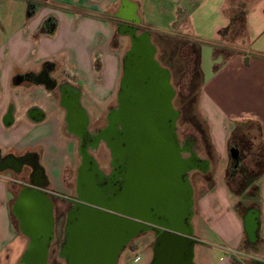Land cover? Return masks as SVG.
Masks as SVG:
<instances>
[{"label": "crops", "instance_id": "obj_1", "mask_svg": "<svg viewBox=\"0 0 264 264\" xmlns=\"http://www.w3.org/2000/svg\"><path fill=\"white\" fill-rule=\"evenodd\" d=\"M16 1L27 5L22 22L12 31H5V24L0 29V154L41 148L45 172L56 182L61 155L66 151L59 137L61 112L53 91L42 83L15 87L12 77L16 72H38L47 64L52 68L51 76L71 78L80 87L86 108L98 111L115 91L122 70L121 46L114 48L111 42L116 33H128L118 31L117 25L149 31L145 20L155 4L154 0ZM35 1L41 4L28 11V4ZM169 1L181 3L177 4L176 20L171 22L179 32L176 36L194 42L202 75L199 106L208 130L207 142L197 145L199 153L192 144L186 146L185 137L180 139L174 133L178 155L186 158L194 154L206 161V172L210 173L207 187L200 189L196 198L193 193L191 264H264V0ZM224 7L229 11L227 16L221 13L217 19L216 12ZM168 13L171 15V10ZM160 34L175 37L171 32ZM237 36L242 39L240 45L231 43ZM198 41L211 45L204 50L213 59L210 69H201ZM221 45L228 51L223 49L225 53L217 55ZM97 62L100 68L95 67ZM32 109L40 115L31 117ZM244 121L255 123L262 145V168L249 171L255 178L245 189L244 180L239 187L228 183L227 176L232 143H242L243 137L237 134ZM240 174L236 173V178ZM2 175L0 264H21L18 248L22 239L10 217ZM251 188L256 191L254 198L248 195ZM149 234L138 236L135 248L123 253L142 248L134 261L152 264L157 236Z\"/></svg>", "mask_w": 264, "mask_h": 264}, {"label": "flooded vegetation", "instance_id": "obj_2", "mask_svg": "<svg viewBox=\"0 0 264 264\" xmlns=\"http://www.w3.org/2000/svg\"><path fill=\"white\" fill-rule=\"evenodd\" d=\"M40 4L38 1L30 2L28 11L31 12ZM132 29L135 28L131 25L123 28L117 25V30L128 33V36ZM128 40L130 42V37ZM51 69L47 65L38 72H16L11 79L15 87L42 83L53 91L52 95L61 112L59 137L66 151L61 155L56 182L51 181L45 172L41 148L0 154V174L3 173L2 176L6 178L10 217L22 239L19 246L20 263L49 264L52 260L53 264H83L81 254L84 249L81 245L86 238L87 215L90 212L106 214L113 223L140 222L149 226L147 230L130 235L122 251L132 248L137 236L144 233L157 236L165 230L162 227L160 231L158 223L181 220L191 237L193 191L192 204H189L187 215H183L174 200L175 196L169 200L168 155H153L148 147L144 145L143 148L141 144L140 151H137L135 140L121 137L127 125L124 114L130 107L132 111L139 107L141 101L137 92H132L134 97L131 98V93H124L120 87L123 70L111 97L100 105L101 109L96 114H92L83 103L80 87L63 74L51 76ZM29 114L33 118L40 115L36 109H32ZM186 142V146H190L189 138H186ZM233 148L239 151L240 166L244 158L241 145L235 143ZM236 161L230 158L231 172L227 176L232 173L235 175ZM126 165L130 169L138 168L139 173L134 175L141 177L145 184L154 175L163 179L165 184L155 193V204L141 205L138 210L132 211L127 208L128 202L120 199L117 189L128 176L125 174ZM195 171L206 172V161L197 159ZM175 172L172 170L171 174L176 175ZM59 187L64 191H60ZM26 196H32L34 201H28ZM112 233L114 241L119 233L116 226ZM101 258L103 256L98 253L96 259Z\"/></svg>", "mask_w": 264, "mask_h": 264}, {"label": "water", "instance_id": "obj_3", "mask_svg": "<svg viewBox=\"0 0 264 264\" xmlns=\"http://www.w3.org/2000/svg\"><path fill=\"white\" fill-rule=\"evenodd\" d=\"M136 31L132 29L129 32V47L122 57L123 74L120 87L124 93H131V98L134 97L132 92H137L141 101L139 107H135L133 111L130 107L124 114L123 119L127 125L122 130L121 137L135 140L134 147H137V151H140L141 145L143 148L145 145L153 155H168L169 200L175 196L176 204L178 203L183 215H187L191 200L187 174L196 168L197 157L194 154L186 158L177 155L179 148L178 145L176 147L174 135L177 113L171 103L173 89L170 85V74L155 60L156 51L150 34L146 30L140 34H136ZM238 154L237 149L230 150L232 158L238 159ZM172 170L176 171V175L171 174ZM26 198L30 202L34 201L32 196ZM87 218L86 238L81 245L84 249L81 254L83 264H116V258L124 248L127 238L149 227L140 222L113 223L108 215L97 212H90ZM157 225L160 231L162 227L165 230L157 235L152 264H191L193 240L183 222L173 220ZM115 226L119 233L113 241L112 231ZM98 253L103 256L100 260L96 259ZM45 260L44 255V263Z\"/></svg>", "mask_w": 264, "mask_h": 264}, {"label": "rangeland", "instance_id": "obj_4", "mask_svg": "<svg viewBox=\"0 0 264 264\" xmlns=\"http://www.w3.org/2000/svg\"><path fill=\"white\" fill-rule=\"evenodd\" d=\"M153 2L155 4V7L147 15V20H145V22H148L146 23V26L149 28L150 34H152V44L156 47L157 50L155 54V60L161 67H165L170 74V85L173 89V97L171 103L173 110L178 115L175 122V130L180 139L183 137L189 138L191 141L190 144H192L195 151L199 153L197 145L199 141L205 143L207 142L208 130L206 121L201 113V109L199 106L202 75L197 66V60L194 51L195 48H193L194 45L192 44L194 42L191 41L193 40L192 38H189V41L178 38L176 36L177 34H179V32L177 31V27L171 26V22L176 20L177 12L179 11L178 6L181 5V3L178 2L177 6V4L175 5L169 0H154ZM181 2L185 3L186 0H182ZM169 9L172 12L171 15H169L168 13V11H170ZM22 10H27V5L23 7L22 3L16 0H0V29L2 27V24H5V31H12L16 29L19 26L20 22H22L23 20ZM220 11V13H218V11L216 12L217 19L221 18V13H223L225 16L227 14L226 12H229L225 7L222 8V10L220 9ZM143 31V27H141L140 29H137L136 34H140ZM149 31L147 32L149 33ZM168 32H171V34L175 35V37H171L170 35L168 36L166 34H160ZM124 35L125 36H123L122 34V36H120L119 33H116L111 42L114 48H118L119 46H121L122 55H124L125 51L129 47L128 38L130 36L126 34ZM199 38L201 39L203 37L200 36ZM230 38L231 37L229 36L226 37V39L228 40ZM241 40V37L237 36L236 39H233L231 41V43L240 45L239 42ZM227 43H229V41ZM197 44L202 48L201 69H210L213 65V59L211 53H207V55H205L204 50L209 49L211 45L202 43L201 41H198ZM222 46L223 45H221V47ZM221 47L219 48V50H217V55H223L225 53L221 51L223 49H225V51H228L226 48H224V46L222 48ZM95 67L100 68L101 63L97 62L95 64ZM91 113L96 114V112L93 110ZM238 127L240 130V134H237V136L243 137V141L242 143H240V145L244 158L242 161L241 172L238 171L241 173L240 176H237L236 178V174L232 175V177L229 176L230 174L228 175L231 185L234 183L235 185L240 183V180H244V182L248 181L249 184V182H251V180L255 178L254 174H250L249 171L252 170L254 171V173L255 171H257V162L260 160L259 157H261L260 154L262 145L260 139L257 138L258 133L256 131L255 123L251 121H244V125H240ZM205 146L209 152L210 149L208 143L205 144ZM126 168L127 169L125 171V174H127L128 176L123 179L120 188L117 189V193H119L121 200H125L128 202L127 208L129 210L136 211L140 208L139 206L141 205H150L151 203L155 204V193L160 191L165 184L163 179L159 177L157 178L154 175L153 177L148 179L147 183L145 184V182L142 181L141 177L134 175L136 172L139 173V171H137L138 168L136 170L130 169V166L127 165ZM229 168L230 166L228 165L227 174L229 173V171L231 172ZM207 172L205 174V171H195L194 169H192L187 174V179L191 188V194L193 191V193L195 194V198L198 197V193H200L201 191L200 189H204L207 187V181H210V173ZM237 188L238 186H234V189ZM58 189L60 191L63 190L62 187H59ZM248 195H252L251 197L254 198L256 195V191L251 188ZM191 201L192 198L190 200V205L192 204ZM135 241L136 240H134V242ZM139 242L142 243V241L140 240ZM140 246L141 245H139V247ZM123 251L120 253L116 264H143L141 259L134 261V258L138 256L139 252L143 251L142 248L139 249V252H130L127 250L125 253H123ZM49 264H53L52 260H50Z\"/></svg>", "mask_w": 264, "mask_h": 264}, {"label": "trees", "instance_id": "obj_5", "mask_svg": "<svg viewBox=\"0 0 264 264\" xmlns=\"http://www.w3.org/2000/svg\"><path fill=\"white\" fill-rule=\"evenodd\" d=\"M42 29H44V27H42ZM46 66H47V64H44L43 68L46 67ZM233 145H234V143H232V146H233ZM231 159H232V160H236V159H234V158H232V157H231ZM238 159H239V157H238ZM238 159H237V161H236V163H235V164H236V165H235L236 167H235V169H234V171H233V172H235L234 174H236L238 171L241 172V166H242V165L239 166ZM257 166H258V168H259V166H260V170H261V168H262V162H261V161H258V162H257ZM232 175H233V173L230 174L229 176L232 177ZM229 176H228V177H229ZM231 177H230V178H231ZM254 177H255V174H254ZM228 183H230V182L228 181ZM237 185H238L239 187H241V184L238 183ZM247 185H248V181L244 182V189H245V187H246ZM232 187H233V186H232ZM235 191H236V190H235ZM134 248H135V245L132 246V249H134Z\"/></svg>", "mask_w": 264, "mask_h": 264}]
</instances>
